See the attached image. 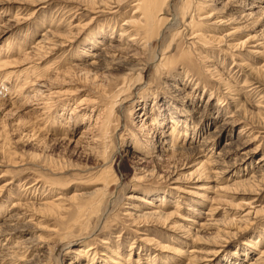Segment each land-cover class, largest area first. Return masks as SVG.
Instances as JSON below:
<instances>
[{
  "label": "rangeland",
  "instance_id": "rangeland-1",
  "mask_svg": "<svg viewBox=\"0 0 264 264\" xmlns=\"http://www.w3.org/2000/svg\"><path fill=\"white\" fill-rule=\"evenodd\" d=\"M43 1L0 0V264H89L93 255L98 264H124L129 255L131 264H139L135 263L138 256L146 264H165L166 260L167 264H186V257L181 261L173 255V248L181 247L187 256L191 248L206 254L219 245H224L219 256L208 255L210 261L204 264H248L260 258L264 195L248 205L249 196L225 190L229 181L208 179L196 186L186 179L199 160H215L222 145L238 136L242 143L248 142L246 150H259L247 161L248 168L257 166L264 155V51L257 47L261 41L254 39L261 29L254 23L264 21V12L255 9V17L240 25L236 22L248 0H235L231 13L236 21L215 25L220 14L207 13L208 0H169L159 14L164 25L150 39L153 56L132 48L134 60L119 57L92 69L88 54L104 44H117L122 20L134 18L131 6L135 0L109 13L97 8L83 11L75 0ZM183 14L189 16L185 22ZM172 18L178 23L167 29ZM47 27L60 36L55 41L78 40L37 47ZM139 36L148 41L143 33ZM257 49L261 54L252 55ZM156 55L163 58L152 65ZM146 65L137 77L136 70ZM213 67L217 77L212 75ZM254 70L259 73L249 77ZM187 76L193 79L191 86L199 83L197 109L205 107L209 119L221 112V120L202 126L199 135L181 123L191 116L186 117L185 107L167 92L169 85H186ZM139 78L144 84L139 85ZM218 78L240 90L235 98L243 103L245 122L215 140L207 157L195 150L180 152L177 146L188 149L185 141H199L232 112L229 99L233 96ZM209 96L212 106L205 105ZM145 116L155 119L151 124L156 131L144 130L150 124ZM242 125L245 132L239 135ZM204 184L206 192L198 190ZM144 195L175 218L156 219L152 225L129 217L134 214L130 205L135 208L139 202L128 197ZM206 196L213 200L207 201ZM247 207L261 211L244 233L245 225L237 217ZM210 208L215 211L208 217L220 221L200 233L199 241L193 243L177 231V222L185 224L183 220L203 223L205 217L197 218V214ZM232 222L240 233L228 238L226 227ZM145 240H152L153 247ZM256 240L258 245L252 244ZM88 248H93L92 254L77 253Z\"/></svg>",
  "mask_w": 264,
  "mask_h": 264
},
{
  "label": "bare ground",
  "instance_id": "bare-ground-1",
  "mask_svg": "<svg viewBox=\"0 0 264 264\" xmlns=\"http://www.w3.org/2000/svg\"><path fill=\"white\" fill-rule=\"evenodd\" d=\"M75 1L78 2V5H79L78 9H82L83 11H90V12L95 11V9L97 8V9H102V10H105V11L107 10L108 13H109V12H112L111 10L120 9L123 6L124 7L125 6L129 7V0H75ZM168 1L169 0H135L133 5L131 6L132 9H133L134 18H129L128 20H125V21L122 20V24L118 28L119 29L118 36H117L118 39L115 41V43H117V44H115V45L114 44H104L102 46V48L99 49L97 52L88 54V56H89L88 66H90L92 69H96L97 67L100 66V64L102 62H106V60H108V61L115 60V59H117L119 57H124L127 60L128 59H131V60L133 59L134 60L136 55L134 54L135 51L132 48L139 49L141 51H145V53H144L145 55H149L150 53L152 55L150 39L153 36L158 35L160 29L164 25V21H163L162 18H160L159 14L162 13L163 6ZM233 1H235V0H208V6H207L208 12L207 13H209V15H211L212 13H214L216 15L220 14L219 15L220 17H218L219 19H216L213 24H215V25H224V24H226V22L229 24V23H233V22L236 21L234 19V17H233V12L231 13V9L234 7L233 4H232ZM256 1L257 0H248L245 4H243L245 6V9L243 8L244 11H243L242 14H240L239 19L237 20L238 22H236V23H240V25L248 24V21H250L252 19V17H255L254 16L255 14H253L255 9H257L258 12H261V11L264 12L263 11L264 10V5L262 6V4L264 3V0H259L257 3H256ZM246 11L248 13H246ZM115 12H117V11H115ZM255 13L257 14V12H255ZM256 16L258 17V15H256ZM186 17H189V16H187V14H183L181 18L184 21V19ZM228 17H230V18L227 19ZM256 19H259V18H256ZM262 19L264 20V16H263ZM223 20H225V22H223ZM177 23H178V20L176 18H174V19L172 18V20H170L166 24V28L170 29L173 26H176ZM254 25L256 26L257 29L261 28L259 30V34H257L254 39H255V41L256 40L261 41L260 44H257V47L259 49H262V51H264V42H262V40L264 39V21H261L259 23L258 20H257L254 23ZM189 26H191L190 22H189ZM47 28L48 29L43 34H41L40 38L37 40V42H36L37 45L35 44L37 47L43 48V47H45V45H49L51 43H52L53 46L63 45L64 42H67L68 45L72 44V43L75 44L77 42V40H78V37H76V38H72L70 40L68 39V41H55V40L60 39V36L56 35L57 33L55 32L56 33L55 34L49 27H47ZM7 29H10V28H7ZM139 32L143 33L145 35V37H146V40L148 39V41H144L143 39H141L140 36H139ZM2 33H3L2 32V28H0V34H2ZM70 34H71V31H70L69 35ZM67 35H66V37H68ZM73 35H74V33H73ZM197 36L206 38L205 36H203V35L201 36L200 34H198ZM110 37H111V35H110ZM194 38H195V36H194ZM194 38H191L190 40H192ZM109 39H112V37L109 38ZM241 46L244 47L243 44L240 45V47ZM56 47H54V48H56ZM44 50H46V49H44ZM48 51H50V50H48ZM53 51L54 50H52V52ZM39 52H40V50H39ZM31 53H29V54H31ZM162 53H164V52H162ZM251 54L252 55L259 54L260 55L261 53L258 52V49H257L255 52L254 51L251 52ZM37 56H38V54H37ZM161 57L163 58V56H161ZM161 57L158 58L157 55L154 56V58L152 57L153 58V59L151 58L153 60L152 65L155 64L156 61L160 62V59H162ZM73 67H76L77 69L80 68L79 65H74ZM140 67L138 68V70H136V68H135V70L137 72L136 74L138 75L137 77H141V75L144 73V71L146 70L148 65L142 66L141 68ZM212 70H210L213 73L212 75H215L217 77V73H216V71H214L215 68L212 69ZM256 73L258 74L259 71L258 70L250 71L248 76L254 78V75ZM187 78H188V76H187ZM139 80H140L139 81L140 82L139 85L144 84V82L142 81V78H139ZM218 80H220V83L223 84L224 90L226 91V93H228V94L233 96V97H230L231 99L228 98L230 100L231 104L233 105L232 112H228L227 113L228 116H225V118L221 121V123L219 125L215 124L216 126H214L213 129L209 130V132L206 135H204L199 141H196V139H195V141L191 140L190 142L185 141L186 142L185 144L190 146L188 149H184L182 147H178L177 146V149L180 152L181 151L182 152L185 151L187 153L190 150L191 151L195 150L197 152V154L204 153L205 157H207L211 153L212 146H213V143L215 142V140L220 139L232 127H235L237 125L243 124L245 122L246 116H245V110L243 108V103H242V101L239 100V98H235V96H239L240 95V90L238 88H233L232 86L226 85L225 78L224 79L218 78ZM185 82H186V85L181 84V83L175 84V85H169V88L167 89V92H168L169 96L171 97V99L173 98V100L176 103H178L179 105H181V107H183V108L185 107L184 108L185 109V116L186 117L191 116L190 120H187V119L183 118L182 116H180V117H182L183 119L186 120V121H182L181 123L184 124L185 128L187 126L189 127V129L193 128L194 132L196 131L197 135H199V131H201L200 129L202 128V126H204L205 124L208 125L209 123L212 124L213 121L214 122L215 121L218 122V120H221L220 119L221 112H219V114H218V111H217L218 116L215 117V118L213 117V118L209 119L210 116H208V113L205 112V107H203V110L202 109L198 110L196 104L198 102H200V96H199V93H198V92H200L199 83L193 84L192 85L193 88L190 89L189 87L191 86L190 84H191V82H193V79L190 80L188 78V79H186ZM37 92H38V90H37ZM42 98H44V97H42ZM212 100H213V97L209 96L208 99L206 100L205 105H211L212 106V103H211ZM150 114H152V112ZM145 119H149L150 121H148V122H150V124L148 126H146V124H145L144 130L149 131V132L156 131V126L155 125L153 126L151 124L155 119L153 117H148V116H145ZM166 121L168 122L169 120H166ZM186 122H189V124L187 125ZM159 126L163 127V123H160ZM148 127H150V128H148ZM243 127H245V125H242L240 127V129L238 131L239 135H241L240 133L245 132V129ZM170 128H171L170 130L172 132L174 129L172 127H170ZM238 138H240V137L238 136L237 139H234V140L232 139L230 141L225 142L222 145V147L219 150V152L215 154V160L208 161V159H211V157H207L208 159H206V160L203 157L204 160H199V162L196 164V168L190 173V175H188V178L186 180L189 181L187 183H192L193 185H196V186L201 181H203L206 184L208 179L213 180V182L214 181H218V180L227 181V182L229 181L230 183L228 184V186H226L225 190H227V192L231 191V190L232 191L233 190H237V191L233 192L232 195L240 196V195L244 194V196H247V197L249 196V201L251 203L249 202L247 204L248 205H253L259 200V198H261L264 195V155H262L258 159L259 161H257L255 163L257 166H253V167L250 166L248 168L247 164H246L247 161L250 159V157L253 154L257 153V151H259V150H258V147L251 148V149L248 148L249 150H246L248 142L246 144H244ZM185 144L182 143L183 146H185ZM227 159H229V160H227ZM208 164L210 165V168H209V166L206 167ZM241 167H243V168H241ZM232 176H234L235 178H233V179L231 178L229 180L228 178L232 177ZM205 184L202 187L200 186V188H198V190H202L203 191L205 189V192H206V190L208 188H205ZM239 188L242 189V190L238 191ZM181 192L184 193V194L191 193V191L190 192L189 191H186V192L181 191ZM205 192L202 193L203 195L201 194L199 197L200 198L201 197L204 198ZM227 192H226V194H227ZM144 196H146V195H144ZM146 197H140V196L139 197L138 196L128 197L129 200H133L135 202H139V206L136 205V206H134L135 208H133V207L131 208V205H130L129 209H134L133 210L134 214L133 213L128 214L129 217H132L135 220H142L143 222H145V223L148 222L150 224L156 223V219L157 220L164 219V220L168 221V220H171V219L175 218V216H174L175 214H173L171 212H169V213H165L164 212V210H163L164 206L156 207V206L153 205V200L148 199V196H146ZM205 199H207V201L208 200H210V201L213 200L212 198H208L207 196L205 197ZM164 201L165 200H162V202H164ZM49 203L51 204L52 202H49ZM50 204H49V206L52 207V204L51 205ZM53 205H54V203H53ZM45 206H46V204H45ZM194 209L188 208L187 211L196 212V210H194ZM214 211H215V209H213V208H210V210L208 212L207 211H205V212L204 211H199V213L197 214V218H202V217L204 218L205 217V220H204L203 223H199V221L195 222V220H188V221L187 220H183V221H185V224H181V223L177 222V224H178V225L176 224L177 231L179 230V232H183V235L185 236V239H187V240H189V241H191L193 243L196 242L198 240L199 236H200L199 235L200 233L203 232V234H204L205 233L204 231L211 230V229H213V227H216V225H218V222L220 220L218 221V220H215L213 218H209L208 217V216L211 217L213 215L212 212H214ZM260 211H261V209L258 210L255 207H253V208L252 207H247L246 210L242 211V215H239L237 217L239 220H241L240 223H243L245 225V228H244L245 230L244 231H243V228H241L244 233L248 232L251 229V225L254 224L253 221L255 220L256 216L260 213ZM17 214H16V216H17ZM19 215H21V214H19ZM207 217H208V219H207ZM231 219H233V218H231ZM175 221H176V219H175ZM236 221L234 219V222H236ZM229 222H231V220ZM238 222L239 221H237V223ZM8 223H9V221H8ZM15 224H17V223H15ZM188 224H190V225H188ZM194 224L198 226L197 229L194 227L196 230L193 229V227L191 226V225H194ZM172 226H174V224ZM233 226H234L233 222L227 224V227L225 226L227 229L230 230V231L228 230L229 232H225V234H227V236H229L228 238L235 237L236 235H238L240 233V228H234ZM14 227H15V225L13 226V228ZM4 228H7V227H4ZM226 228H224V229H226ZM7 230H8V228H7ZM10 234H11V232H10ZM222 234H223V231H222ZM145 241H148L147 245L152 246V243H151L152 240H145ZM257 243H258V241L256 240L252 244L255 245ZM23 244H24V242H23ZM226 244H228V243H226ZM223 247H224V245H219L218 248L212 249V251L206 252V254L204 252L200 253L198 251V249L194 247V248H191L189 250V252H187V256H185L186 252H184V249H181V247L173 248L172 252L174 253L173 255H177V257L181 258V261H182L183 257H186L185 258V259H187L186 260V264H204V263H207V262L210 261V260L206 259L208 255L211 258L218 257L219 254H220L219 250L221 248H223ZM155 248H156V246H155ZM166 248L167 247H162V249H164V250H166ZM80 251H82V250H79L77 253H81V254L82 253H85V254L91 253L92 254V252L94 250H93V248H88L85 252L84 251L80 252ZM160 252H162V251H160ZM19 254H18V256H19ZM259 254L261 256L260 258H259V255H258V257L253 262H251V263L249 262L248 264H264V251L259 252ZM100 256L104 257L105 259H108V257L106 255H104V254H101ZM89 257L90 256L86 255V258H89ZM94 257H95V255L92 256L91 261H89V264H98L95 261ZM130 258L131 257L129 255L127 260H126L127 263L125 262L124 264H131L130 263V261H131ZM1 259H4V258H1ZM6 260H8V259H6ZM144 260L147 261L146 259L138 256V258L135 260V263L146 264V263H144ZM166 261H164L165 264L169 263L168 260H166ZM177 261H180V260H177ZM100 262H102V261H100ZM103 263L105 264L106 262L103 261ZM148 263L149 262H147V264ZM70 264H73V263H70ZM151 264H153V263H151Z\"/></svg>",
  "mask_w": 264,
  "mask_h": 264
}]
</instances>
